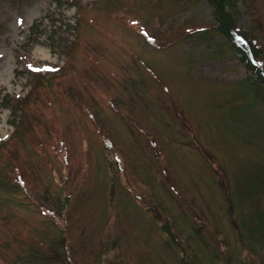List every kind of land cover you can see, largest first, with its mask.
<instances>
[{"label": "rangeland", "instance_id": "374dc122", "mask_svg": "<svg viewBox=\"0 0 264 264\" xmlns=\"http://www.w3.org/2000/svg\"><path fill=\"white\" fill-rule=\"evenodd\" d=\"M40 1L0 0V264H264V0Z\"/></svg>", "mask_w": 264, "mask_h": 264}, {"label": "trees", "instance_id": "16d2710c", "mask_svg": "<svg viewBox=\"0 0 264 264\" xmlns=\"http://www.w3.org/2000/svg\"><path fill=\"white\" fill-rule=\"evenodd\" d=\"M211 3L213 4V6H215V10H218V13H221V8L223 6V3L226 1L227 3H229V0H210ZM231 1V0H230ZM222 19V18H220ZM221 27H223V25H221ZM224 28V27H223ZM238 50V48H237ZM239 51V50H238Z\"/></svg>", "mask_w": 264, "mask_h": 264}, {"label": "snow or ice", "instance_id": "6c2138e0", "mask_svg": "<svg viewBox=\"0 0 264 264\" xmlns=\"http://www.w3.org/2000/svg\"><path fill=\"white\" fill-rule=\"evenodd\" d=\"M135 23V22H134ZM145 35H147L146 33H145ZM35 71H40L41 69H34ZM48 70H50V71H54V69H48Z\"/></svg>", "mask_w": 264, "mask_h": 264}, {"label": "bare ground", "instance_id": "6f19581e", "mask_svg": "<svg viewBox=\"0 0 264 264\" xmlns=\"http://www.w3.org/2000/svg\"><path fill=\"white\" fill-rule=\"evenodd\" d=\"M40 2H41V3H43V1H42V0H41Z\"/></svg>", "mask_w": 264, "mask_h": 264}]
</instances>
